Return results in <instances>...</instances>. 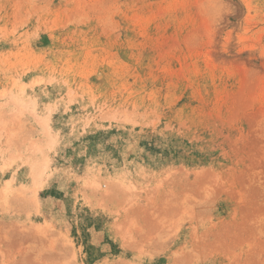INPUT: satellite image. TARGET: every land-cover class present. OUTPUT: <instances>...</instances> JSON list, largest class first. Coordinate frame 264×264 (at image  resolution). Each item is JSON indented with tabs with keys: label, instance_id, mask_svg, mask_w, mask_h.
I'll return each mask as SVG.
<instances>
[{
	"label": "rangeland",
	"instance_id": "1",
	"mask_svg": "<svg viewBox=\"0 0 264 264\" xmlns=\"http://www.w3.org/2000/svg\"><path fill=\"white\" fill-rule=\"evenodd\" d=\"M0 264H264V0H0Z\"/></svg>",
	"mask_w": 264,
	"mask_h": 264
},
{
	"label": "bare ground",
	"instance_id": "2",
	"mask_svg": "<svg viewBox=\"0 0 264 264\" xmlns=\"http://www.w3.org/2000/svg\"><path fill=\"white\" fill-rule=\"evenodd\" d=\"M8 191V189H6Z\"/></svg>",
	"mask_w": 264,
	"mask_h": 264
}]
</instances>
